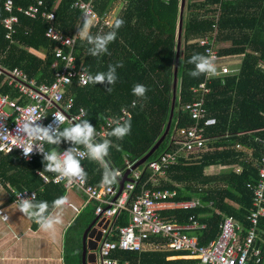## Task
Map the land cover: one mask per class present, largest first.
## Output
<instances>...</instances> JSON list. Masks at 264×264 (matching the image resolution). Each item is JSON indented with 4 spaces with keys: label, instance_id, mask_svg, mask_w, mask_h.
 <instances>
[{
    "label": "trees",
    "instance_id": "trees-1",
    "mask_svg": "<svg viewBox=\"0 0 264 264\" xmlns=\"http://www.w3.org/2000/svg\"><path fill=\"white\" fill-rule=\"evenodd\" d=\"M4 1L0 0V56L5 53V58L1 60L2 66L20 67L40 82L52 81L55 43L44 35L48 22L41 14L32 18L22 11L14 10V14L18 16V24L15 25L14 41L9 42L4 38L5 30L1 24V19L7 15L3 8ZM73 1L43 0L44 9L55 7V25L68 35L79 30L77 26L82 23L81 11L72 6ZM91 1L96 13L102 17L118 0ZM121 1L123 3L111 24L120 18L124 25L118 30L116 40L109 45L108 54L98 57L88 55L89 45L80 38L76 40L74 51L76 64L86 67L89 74L106 72L110 64L122 63L123 67L117 69V82L112 85L111 93L107 92L111 87L108 84L94 85L89 82L84 86L70 85L67 96L72 95L74 99L72 112L82 107L85 110L83 119H88L97 130L107 116L119 114L123 107L130 110L131 133L123 140L107 136V139L112 140V147L106 161L123 174L126 160L134 162L140 159L160 138L169 121L170 110L172 119L169 131L147 161L173 149L170 141L173 129L193 124L180 106L194 99L191 87L207 82L210 91L205 93L204 103L217 123L205 129V132L208 136L221 138V142L216 143L212 151L203 153L193 163L178 162L175 166L168 167L167 179H162L155 187L174 190L175 200L188 199L195 194L200 197V205L164 210L161 214L179 222H186L189 216H193L205 223V228L191 232L197 237L199 244H205L218 237V223L224 214H231L247 224L246 218L252 207V190L246 183L256 179L257 170L252 161L247 163L244 151L237 150L236 145L251 148L256 159L264 153V115H261L264 113V0H184L181 12V0ZM34 2L13 0L15 7L22 8ZM179 21L181 27L178 36ZM110 30V26L104 27L100 21L98 25L91 27V34H102ZM215 31L219 54L240 56L238 72L210 80L205 75L198 78L189 76L188 73L194 68L188 63L189 59L194 54H203L205 47L197 40ZM178 42L176 82L173 88ZM31 49L41 52L44 58L31 53ZM138 83L148 89L145 98L138 99L132 94L133 86ZM8 91L12 90L6 85L0 88L2 93ZM171 96L175 97L172 109ZM133 100H137L135 108L131 106ZM62 143L70 145L66 141ZM54 147L48 145L49 149ZM5 160L21 164L23 169L31 173V182H24L19 189H34L42 184L35 169L45 168L43 157L27 162L18 158L15 152L0 154V166ZM84 164L89 182L100 183L102 165L88 158ZM217 164H241V172L218 176L204 173L205 168ZM3 170L0 168V173ZM148 176L149 172L144 171L136 191L141 189ZM145 186L151 187L148 182ZM63 193L61 184L50 182L40 196L51 204ZM95 206L96 201L90 202L76 217L73 227H76L78 234L95 218ZM128 221L129 213L123 210L114 223L121 226ZM259 228L264 233V215L259 220ZM80 251L79 238L68 242L64 250V264H81ZM184 254L183 251L153 249L118 250L113 256L119 259V264H125V261L127 264H199L196 259L191 258H167Z\"/></svg>",
    "mask_w": 264,
    "mask_h": 264
},
{
    "label": "built area",
    "instance_id": "built-area-1",
    "mask_svg": "<svg viewBox=\"0 0 264 264\" xmlns=\"http://www.w3.org/2000/svg\"><path fill=\"white\" fill-rule=\"evenodd\" d=\"M35 2L28 7H15L13 0H5L3 8L7 12L1 19V24L5 30L4 38L13 42V36L16 33L15 25L18 24V16L14 10L22 11L25 15L37 18L39 14L48 22L44 32L45 37L55 43L53 50L54 68L53 80L49 83L39 82L31 77L20 67L6 68L1 64L5 58V53L0 56V78L2 84L8 86L12 91L0 92V126L6 127L8 131L15 134L16 123L29 115L24 109L28 106L37 107L35 115L44 116L38 124L43 126L57 127V122L53 114L61 111L67 117L63 127L69 126L73 122V117L83 119L85 110L80 107L76 112H72L74 99L72 95L67 96L69 86L76 84L84 86L88 83H82L89 74L84 66L76 64L74 54L76 40L79 37L77 30L73 35H68L60 31L55 25V7L50 10L44 9L43 0H34ZM72 6L81 11L82 16L88 13L93 18L92 27L99 24L101 17L96 13L91 0H74ZM104 27H109L107 21H102ZM52 30L53 33L48 31ZM216 33L202 36L197 41L205 46L203 54H208L209 50L216 56L217 61L222 62L226 56L219 54L215 46ZM76 37V38H75ZM74 39V40H73ZM73 42L66 43V41ZM66 43V44H65ZM71 55V62L65 57ZM222 72L216 77H225L232 74L228 64L220 66ZM84 75L81 77V75ZM214 78V77H212ZM212 78L207 77V80ZM210 91L207 82H200L197 86L191 87L194 99L183 103L180 107L182 111L193 121L189 127L173 129L170 138L173 149L166 150L157 156L156 159L144 162L142 168L132 169L134 162L126 160L125 170L129 169V179L124 182L122 191L115 196L118 191V183L112 186L101 187L100 184L89 182L88 178L83 183L79 182L67 185L64 179H57L56 174L42 173L41 176L45 183H61L65 188H76L80 190L88 200L96 201L95 213L99 218L109 219V225L103 229V235L97 246V264H106V262H116L119 259L113 256L118 250L142 251L149 249H166L174 251H183V256L196 259L199 264H264V233L259 228V220L264 215V153L258 159H250L257 170V177L253 182H247L246 186L252 190V207L247 215V224H243L238 218L231 214H224L219 221L220 233L217 238L211 239L205 244H199L197 237L190 233L196 229L205 228V223L199 221L193 216H189L186 222H179L174 218H167L161 214V211L169 206L176 208H191L202 204L200 197L192 196L188 199L175 200L174 190L155 188L162 179H167L166 170L175 166L178 162L183 164L193 163L202 157V154L214 149V145L221 141L219 137L208 136L205 129L216 125L217 121L211 117L209 110L204 103L205 93ZM15 95L13 96V93ZM180 100V98H178ZM83 109V113L81 110ZM126 109L127 115L122 112ZM119 114L107 116L99 128L96 139H107V133L110 131L109 124L113 117H131L128 108L123 107ZM0 127V130H3ZM102 134V135H99ZM0 147V153L16 152L17 155L27 161H34L37 157H43L38 151H34L30 157H25L21 149L13 148L7 142ZM45 150H49L48 144H45ZM59 151L62 153L72 145L61 143ZM237 150H242L243 146L236 145ZM264 149V142H263ZM251 156V154H250ZM87 157L81 158L82 167L85 169L84 161ZM236 172H241L237 167ZM144 171L149 172V176L143 183L141 189L136 191L137 185ZM121 172V171H120ZM122 174V172H121ZM150 183L151 187L145 186ZM22 194L21 198H31L38 196L36 190L23 189L15 192V201ZM74 207L72 204H69ZM75 208V207H74ZM126 210L129 213V221L124 225H115L119 212ZM7 215L0 210V217ZM118 232V233H117ZM118 234V237L115 235ZM125 264L127 262L125 261Z\"/></svg>",
    "mask_w": 264,
    "mask_h": 264
},
{
    "label": "clouds",
    "instance_id": "clouds-1",
    "mask_svg": "<svg viewBox=\"0 0 264 264\" xmlns=\"http://www.w3.org/2000/svg\"><path fill=\"white\" fill-rule=\"evenodd\" d=\"M81 20L83 22L77 26L79 31L76 37L87 42L89 45L87 49L88 55L98 57L102 54H108L109 45L116 40L117 32L124 25V21L117 18L110 25V31L93 35L91 34V27L93 25L92 16L85 13ZM48 32L53 33L52 30ZM73 40L66 41V43L73 42ZM224 56L226 57L223 60L228 58V55ZM65 59L71 62L72 57L69 55L65 57ZM215 61L216 56L211 50H209L208 54H194L188 61L194 68L188 75L193 78H198L201 75L212 78L220 75ZM121 67H123L122 63H117L115 65L110 64L106 72H97L94 75L87 74L86 80L82 79L81 82H90L94 85H111V87L107 89V92L111 93L113 90L112 85H114L118 79L117 69ZM83 75L84 73L81 77ZM147 91L148 89L143 84L139 83L135 84L132 88L133 96L138 99L145 98ZM131 106L135 108L137 106V100H133ZM24 111L30 114L16 123L17 128L15 134L8 131L6 127L0 126L3 127V130H0V142H7L13 148L21 149L25 157H30L34 151H38L43 156V161L45 163L44 172L56 174L57 179H64L67 185H72L77 182L83 184L87 180V172L81 164V158L85 156L89 160L98 162L102 165L101 187L112 186L119 182V178L121 177L120 170L111 167L106 161V158L110 154L112 140L104 139L98 141L96 139L98 135L96 128L92 126L88 119L73 117V122L70 123L69 126L63 127L67 117L63 112L57 111L53 116L58 126L53 128L52 126L46 127L37 123L45 118L44 116L37 117L35 115L37 107L28 106ZM81 112L83 113V109ZM122 112L127 115L126 109H122ZM261 115H264V113H261ZM109 127L111 130L107 133L108 137L115 138L116 140H123L131 133V119L130 117H113L111 118ZM65 141L72 145V147L61 153L58 150V146ZM45 144L54 145L55 147L45 150ZM2 146H4V144L0 143V147ZM237 167H232L230 171L225 173H237L235 170ZM21 197L22 194L13 204L15 209L21 212L27 219L33 221L38 225L41 231L46 233H54L57 226L63 223V212L66 206L70 204L67 195L56 198L51 204L47 201L36 200L35 195L31 198ZM3 218L7 220L6 216ZM106 264H116V262L110 261L106 262Z\"/></svg>",
    "mask_w": 264,
    "mask_h": 264
},
{
    "label": "crops",
    "instance_id": "crops-1",
    "mask_svg": "<svg viewBox=\"0 0 264 264\" xmlns=\"http://www.w3.org/2000/svg\"><path fill=\"white\" fill-rule=\"evenodd\" d=\"M106 14L102 15L101 24L102 21H104L103 19ZM30 51L36 56L40 58H44V55L40 54L38 51L34 49H31ZM237 65L239 66V63ZM3 86L5 85L2 84V77H1L0 88ZM220 142L221 141H219L218 143ZM241 151H244L245 160L248 161L247 163H250L251 157L252 159H256L253 157V151L251 148L243 147ZM0 154H8V153H0ZM16 156L20 158L17 155V153ZM20 159L23 161H27L22 158ZM4 162L5 163L0 166L1 169H4L3 172L0 173V210L2 211V213L7 215V220H2L0 217V264H64L65 246L68 242H71L77 238H79V243L81 247L80 257L82 264V255H81L82 233L87 226H84V228H82V230L78 234L76 232V227L75 226L73 227V224L75 222L76 217L82 211H84V209L87 207V205L90 204V202H92V200H88L87 197L80 190L76 188L68 189L65 188L61 183H58L61 184L64 189V193L61 196L67 195L70 204H72L75 208L72 207L71 205L66 206L63 212V223L57 226L56 231L54 233L43 232L39 229L38 225H36L33 221L27 219L21 212L16 210L15 207L13 206V204L16 202L15 192L18 190H23V189H19V187L24 182L27 183L31 182L30 180L31 173L23 169L21 164H18L15 161L5 160ZM237 166L241 167V164L238 165L217 164V166H210L208 168H205L204 173L210 176L217 174L218 176L221 175V173L230 171L232 167H237ZM41 172H44V169L41 168L35 169V173L40 176L42 184H39L34 189H29V190H36L38 192V196L36 200L47 201L45 199H41L40 196L41 193L44 192L45 187L47 185V183L44 182L41 176ZM22 173H24V176H22ZM94 184L99 185L100 183H94ZM194 196L197 195L195 194ZM174 208L176 207L169 206L163 209L161 213L164 210L165 211L172 210ZM191 232L192 231H190V233ZM80 237H81V241H80ZM147 250H153V249L148 248ZM162 250H166V249H162ZM167 258L173 259V258H188V257H185L183 255H174V256H168Z\"/></svg>",
    "mask_w": 264,
    "mask_h": 264
},
{
    "label": "water",
    "instance_id": "water-1",
    "mask_svg": "<svg viewBox=\"0 0 264 264\" xmlns=\"http://www.w3.org/2000/svg\"><path fill=\"white\" fill-rule=\"evenodd\" d=\"M184 4V0H181L180 2V12L182 11ZM181 14V13H180ZM180 27H181V22L179 21L178 24V36L180 32ZM178 46L179 42L177 43V48H176V61L174 63V68H173V83L172 86L174 88L175 82H176V70H177V52H178ZM175 97L171 96V104L170 108L172 109V102L174 101ZM172 119V111L170 110V116H169V121L164 129V132L160 136V138L156 141V143L149 149V151L140 159L136 160L135 163L132 165V169L136 168L142 164H144L145 161H147L150 156L153 155V153L159 148L160 144L163 142L165 139L169 128H170V120ZM130 171L129 169L125 170V172L122 174V176L119 178L118 182V191L115 196H118V194L122 191L124 182L129 179ZM109 225V219H105L104 217L99 218L98 215L95 216L94 219L91 220V222L87 225V227L84 229L82 233V264H97V246L98 242L101 239L103 235V229H106Z\"/></svg>",
    "mask_w": 264,
    "mask_h": 264
},
{
    "label": "rangeland",
    "instance_id": "rangeland-1",
    "mask_svg": "<svg viewBox=\"0 0 264 264\" xmlns=\"http://www.w3.org/2000/svg\"><path fill=\"white\" fill-rule=\"evenodd\" d=\"M122 3L123 2L121 0H118L117 2H115L114 5L112 6L113 9L111 10V12L109 11L106 14L107 16L105 15L103 20L107 21L108 24H111L114 14L118 13ZM216 36H217V33H216ZM215 46L218 49L219 43L217 42V39H216V42H215ZM220 46H221V44H220ZM39 53L42 54L41 52H39ZM240 60H241V58H240L239 55H228V58H226L225 60H222V62L217 61V66L216 67H217L218 71L221 73L222 72V68L220 66H222L223 63L224 64H228L229 67H230L231 72L235 73L239 69ZM238 63H239V66L237 65ZM58 150H59V147H58ZM142 167L143 166H139V168H142ZM80 241H81V237H80Z\"/></svg>",
    "mask_w": 264,
    "mask_h": 264
}]
</instances>
